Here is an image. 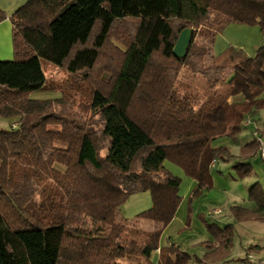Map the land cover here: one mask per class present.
<instances>
[{
	"label": "trees",
	"instance_id": "1",
	"mask_svg": "<svg viewBox=\"0 0 264 264\" xmlns=\"http://www.w3.org/2000/svg\"><path fill=\"white\" fill-rule=\"evenodd\" d=\"M7 19L14 57L0 61V119L18 121L0 128V264H166L175 246L161 242L182 204V179L165 162L196 182L190 228L194 201L214 188L211 165L233 158L215 143L236 139L264 110V44L252 58L213 52L231 22L264 32V0H30L10 17L0 11V23ZM185 29L192 40L178 59ZM47 64L67 72V98L31 99L48 88ZM80 97L86 113L63 110ZM259 146L247 143L240 159ZM145 192L152 208L120 217ZM249 195L255 208L233 207L235 221L264 223L260 185ZM204 222L214 238L200 244L207 252L177 250L175 264H252L253 247L232 258L234 225Z\"/></svg>",
	"mask_w": 264,
	"mask_h": 264
},
{
	"label": "rangeland",
	"instance_id": "2",
	"mask_svg": "<svg viewBox=\"0 0 264 264\" xmlns=\"http://www.w3.org/2000/svg\"><path fill=\"white\" fill-rule=\"evenodd\" d=\"M117 31L115 34L117 35ZM122 33V32H121ZM114 44L119 46V41L114 38L113 40ZM113 44V45H114ZM264 44V32L262 31L261 27L258 25H245L240 24L236 22H231L225 28L222 30L221 33H219L216 36L215 45L213 47V52L215 56H221L223 54L228 53H236L241 54L246 57L252 58L256 55L257 50ZM212 52V54H213ZM10 60H3L2 62L11 61ZM45 74L48 79V88L46 91L42 92H36L31 95V99L34 100H59L63 96L62 94L65 91L66 98L70 95V91L66 89L65 82L68 79V74L66 71L58 69L56 67L45 65ZM184 75L183 73H181ZM181 79H184L186 81V77L184 76ZM64 96V98H65ZM67 99H65V102ZM76 101L75 106H68L66 108H63L64 111L67 109L71 110L72 113H75L79 116L83 115V113H86L85 111V97H80L79 99L74 100ZM84 108V109H83ZM16 119H0V128L3 129H10L13 125H16L17 123ZM248 121L253 124L254 120L252 117H250L248 120L245 121L243 126H248ZM57 125V124H55ZM54 124L49 126V129L54 131H62L64 128L61 126H55ZM259 127V126H258ZM96 130H98V126L96 125ZM262 130V129H261ZM260 132V133H259ZM263 130L260 131L252 130L251 128H248L247 130L244 129V132H242V136L240 135L237 137V141L239 143H249L253 142L256 139L260 137L261 140L264 143V135ZM258 136V137H257ZM236 140L232 139H220L218 140L215 145L216 146H227L228 148H234L233 143H235ZM100 146H104L105 142H99ZM241 154V153H240ZM259 155V151H258ZM165 167L174 175L182 179V184L180 187V195L184 196L188 192V199L192 193L193 190H189V182L191 178L187 177L184 170L178 166L177 164L171 162L170 160H167L165 162ZM243 172L244 168L237 167L235 169L228 168L226 171L223 172V174H218L213 171L214 176L216 177L217 182L215 183V187L208 191L206 190L205 195L210 192L212 197L217 201V204H214L212 206H209L208 203L204 202L206 204V208L202 209L201 211H204L205 216L208 213L207 209L210 210L211 213L215 210H220L219 212L216 211V214L221 215L220 213L224 211H231L233 207L237 206H247L249 202V193L250 189L255 186L256 182L259 183L260 188L264 192V161L262 162H255L254 163V175L257 174L254 178V182L251 181L242 182L243 180L239 177L237 178V181L235 182L232 180V177L235 178L237 172ZM256 173V174H255ZM231 175V176H230ZM189 179V180H188ZM193 180V179H191ZM253 184V185H252ZM189 190V191H188ZM191 192V193H190ZM188 199L183 204H181L179 215L177 216V221L171 225L166 232L163 235L161 246L163 248H170V244H173L175 247L171 250L173 261L175 262L176 258V251L181 250L184 252L189 253L191 256H200L203 252V250H206L201 243L204 242H210L209 241V232L205 228L204 225H201L198 222H195V226L192 224L190 228H186V213H187V206H188ZM205 198H202V202H198V208L199 206H204L203 201ZM153 206V199L150 192L145 193H139L131 196L126 203L120 208V217H122L125 220H133L136 216L139 214L148 211ZM194 206V203H193ZM200 210V209H199ZM208 222L215 223L214 219L211 217H207ZM75 227H78V223H74ZM219 227L223 228V225L218 224ZM140 227H143L147 230H152L154 228L153 224L150 222H142L140 224ZM203 229V230H201ZM261 238V239H260ZM246 240H249L247 242H250L252 244L257 243L259 240H262L264 242V223L262 224H255L249 233L246 235ZM244 238H239V236H236L234 247L232 248V258L237 259L240 246L241 244L245 245L244 243L246 241ZM173 247V246H172ZM207 252V251H206ZM205 252V253H206ZM159 258V252H156L153 254L152 261L154 263L158 262ZM264 258V255L263 257ZM193 259V257H192ZM248 259L251 261H255V258L251 253L248 254ZM258 264H264V261H257ZM168 263V260L166 264ZM175 264V263H174ZM195 264V263H193Z\"/></svg>",
	"mask_w": 264,
	"mask_h": 264
},
{
	"label": "crops",
	"instance_id": "3",
	"mask_svg": "<svg viewBox=\"0 0 264 264\" xmlns=\"http://www.w3.org/2000/svg\"><path fill=\"white\" fill-rule=\"evenodd\" d=\"M28 1H30V0H0V11L5 12L8 15V17H10L19 8H21L23 5H25ZM13 57H14V52H13V26H12L11 21L9 19H7V20L3 21L2 23H0V61L10 60V59H13ZM253 120H254L253 124L248 125V126H243L242 132H244V129L247 130L248 128H251L252 130L259 129L260 131L263 130L262 133L264 135V110L258 112L257 116L253 117ZM242 132H241L240 137L243 134ZM234 140H236V142L233 143L234 148L233 149L229 148L231 153L233 154V158H231L227 162H222V161L218 160V161H216L214 166H213V164L211 165V167H212L211 176H212V180L214 183V187H215V183L217 182L216 177L213 174L214 170L218 174H223V172L226 171L228 168H233V169H235L237 167L244 168L243 172L239 171L236 173L235 178L232 177V180H234L235 182L237 181V178L240 177L243 180L242 182H247V180H248V181H251L253 183L255 176H257L256 173H255L256 175H254V163L259 162V161L262 162L260 156L257 155L255 158L247 160V161L240 159L241 150L247 143L246 144L239 143L237 141L238 140L237 138ZM188 182H189V186H190L189 190H193L196 186V182L194 180H191V179ZM254 184H259V183L256 182ZM205 192H206V190L203 191V194L200 198H198L197 200L194 201L191 225L193 224L195 226V222H198L201 225H204L206 228L204 219L208 222L207 217H211L215 221V223H212V224H215L220 229L225 228L227 225H234L239 238L245 239L247 233H249V231L251 230V228L255 224H257V223L262 224L260 222H241V223H238L235 221L231 211H224L223 213L221 212L220 213L221 215L216 214V211H218V212L220 211L219 209L216 211L214 210L213 213H211L210 210L207 209L208 213L205 216L204 211H201L202 209L206 208V204L204 202L208 203L209 206L217 204V201H215V199L212 197L211 193L208 192L205 195ZM188 196H189L188 192L186 195L181 196L182 197V204L185 201H187ZM202 198H205L203 201L204 206H199L200 208H198L197 204H199L198 202H200V203L202 202ZM244 207H248L249 209H254L255 205L253 203H249L247 206H244ZM179 212H180V208H179V210L176 214V217H175V219L171 225H173V223H175L177 221V216L179 215ZM186 217H187V213H186ZM218 224L223 225V228L219 227ZM201 230H203V229H201ZM209 236H210L209 241L213 242L214 238L212 237V235L210 233H209ZM244 241H246L244 243L245 245L241 244L237 259L245 258L246 249L253 247V248H255V251L253 253L251 252V254L255 258V261H251V260H249V261L252 264H258L257 261H264V258H262L264 255V242L262 240H259L257 243L252 244L250 242H247L249 240L245 239ZM205 252H206V250H203L201 256H203L205 254ZM171 261H173V258H172V254L170 251L167 264H171L170 263ZM174 263L175 262H172V264H174ZM238 264H241V263H238Z\"/></svg>",
	"mask_w": 264,
	"mask_h": 264
},
{
	"label": "water",
	"instance_id": "4",
	"mask_svg": "<svg viewBox=\"0 0 264 264\" xmlns=\"http://www.w3.org/2000/svg\"><path fill=\"white\" fill-rule=\"evenodd\" d=\"M192 40V30L185 29L178 38L173 53L178 59L186 57Z\"/></svg>",
	"mask_w": 264,
	"mask_h": 264
},
{
	"label": "built area",
	"instance_id": "5",
	"mask_svg": "<svg viewBox=\"0 0 264 264\" xmlns=\"http://www.w3.org/2000/svg\"><path fill=\"white\" fill-rule=\"evenodd\" d=\"M248 125H251V122L250 121H248V123H247ZM258 137V136H257ZM258 141H259V156H260V158H261V160H263L264 161V143H263V141L261 140V138L259 137L258 138ZM215 165V163H213V166Z\"/></svg>",
	"mask_w": 264,
	"mask_h": 264
}]
</instances>
